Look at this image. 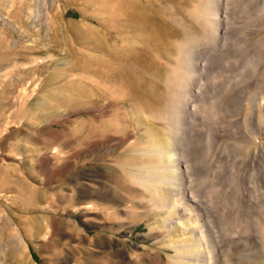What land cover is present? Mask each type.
<instances>
[{"label": "rangeland", "instance_id": "374dc122", "mask_svg": "<svg viewBox=\"0 0 264 264\" xmlns=\"http://www.w3.org/2000/svg\"><path fill=\"white\" fill-rule=\"evenodd\" d=\"M263 235L264 0H0V264H264Z\"/></svg>", "mask_w": 264, "mask_h": 264}, {"label": "bare ground", "instance_id": "6f19581e", "mask_svg": "<svg viewBox=\"0 0 264 264\" xmlns=\"http://www.w3.org/2000/svg\"><path fill=\"white\" fill-rule=\"evenodd\" d=\"M132 11H134L133 13H132V17L136 20V21H143V22H145V23H147L148 25L150 24V26H151V23L153 22H151V20H150V17H149V13L146 11H142V10H140V9H138V7L136 6V5H134L132 8H131V10H130V12H132ZM153 24V23H152ZM154 26V25H153ZM167 31H169V30H166V29H159L158 30V33H157V31H154V33H155V35L152 37V38H154V40L156 39H158L157 40V42H158V46H159V50L161 51V53L163 54V53H165V52H167L168 53V49H172V48H174V46L171 44V42H169L168 43V45H166L165 46V43H164V45L160 42V40H159V36H158V34L160 35V34H163V35H165V36H168V32ZM171 33V32H170ZM153 34V33H152ZM170 36V35H169ZM164 40V39H163ZM177 50H178V52H179V56H178V58L181 56V55H183V54H185L186 53V51L187 50H189V45H187V44H179L177 47ZM128 51V50H127ZM131 51V50H130ZM132 52V51H131ZM135 54V53H134ZM130 55H132V53H130ZM130 55H129V57H130ZM165 55H166V53H165ZM183 57V56H182ZM181 57V58H182ZM185 57H186V54H185ZM183 59H185V58H183ZM187 60V59H186ZM178 63H180V65H182V63L181 62H179L178 61ZM186 81V79L184 78V75H182V76H180V75H176V85L178 84V85H181V84H183L184 82ZM178 93V92H177ZM179 94V93H178ZM175 96H176V93H175ZM176 98V97H175ZM179 99V98H178ZM174 103V102H173ZM239 97L238 96H233L232 98H231V100H230V104H231V106H233L235 109L239 106ZM178 116V115H177ZM185 135V134H184ZM183 135V136H184ZM182 138V137H181ZM183 139V138H182ZM155 147H156V149H157V152H158V155H159V157H158V160H160L161 158H162V156H161V152H162V150H163V148H164V142L163 141H161V140H159V141H155V145H154ZM165 156V155H164ZM157 157V156H156ZM165 158V157H164ZM169 159V158H168ZM264 236V235H263ZM181 240H184L183 238H181ZM181 246L182 247H185V249H187V248H189V246H186V245H183V244H181ZM189 251V250H188ZM252 257V256H251ZM243 263H245V262H243ZM240 264H241V261H240Z\"/></svg>", "mask_w": 264, "mask_h": 264}]
</instances>
